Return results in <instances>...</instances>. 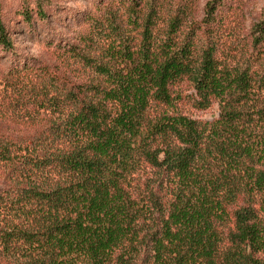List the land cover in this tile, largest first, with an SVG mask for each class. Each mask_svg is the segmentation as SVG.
Segmentation results:
<instances>
[{"label":"trees","instance_id":"obj_1","mask_svg":"<svg viewBox=\"0 0 264 264\" xmlns=\"http://www.w3.org/2000/svg\"><path fill=\"white\" fill-rule=\"evenodd\" d=\"M148 2L97 4L87 33L56 45L88 72L77 83L30 65L7 73L33 74L57 117L25 146L41 152L23 161L28 184L0 195V212L24 220L0 238L13 252L0 264H264V70L231 59L210 4L199 36L179 37L172 19L154 39ZM141 7L140 40L115 46L105 28ZM12 41L0 19V49ZM184 83L216 118L177 111Z\"/></svg>","mask_w":264,"mask_h":264},{"label":"rangeland","instance_id":"obj_2","mask_svg":"<svg viewBox=\"0 0 264 264\" xmlns=\"http://www.w3.org/2000/svg\"><path fill=\"white\" fill-rule=\"evenodd\" d=\"M106 1L110 0H0V19L13 39L11 51L0 49V195L14 197L18 186L28 184L30 177L23 161L30 156H39L41 152L29 153L25 146H29L31 137L37 136L50 120L57 117L43 105L38 86L32 89L33 83L28 84L33 74L10 77L7 73L16 67L23 69L30 65L37 71H45L43 75L52 73L70 84L84 79L88 72L56 45L87 33L83 16L92 12L95 5ZM208 4L217 10L216 21H221L213 33L218 28L223 49L229 51L231 59L234 62L246 60L245 63L248 61L251 69L257 72L264 70V40L253 45L255 28L264 21V0H149L151 12L155 13L150 16L155 22L150 28L152 37L158 39L172 19H176L178 24L179 37L199 36L205 30L203 23ZM40 8L47 13L45 19L36 16ZM142 9L136 12L139 16L131 15V19V16L124 15L117 27L105 28L107 39L115 40V46L121 41L120 37L134 38V43L140 40L142 16L146 14ZM25 12L29 13L30 19L25 18ZM134 18L139 21L138 28L128 22ZM180 90L182 100L177 106L180 114L198 120H211L218 116L217 103L204 110L197 109L189 100L192 90L188 85L184 83ZM261 96L264 99V88ZM7 211L0 212V238L17 230L24 222L16 213ZM12 257V250L0 246V262Z\"/></svg>","mask_w":264,"mask_h":264}]
</instances>
